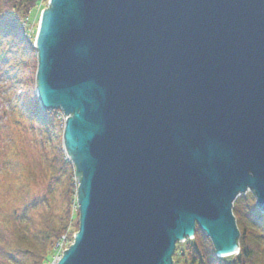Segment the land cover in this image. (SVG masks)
Returning <instances> with one entry per match:
<instances>
[{
	"label": "water",
	"instance_id": "1",
	"mask_svg": "<svg viewBox=\"0 0 264 264\" xmlns=\"http://www.w3.org/2000/svg\"><path fill=\"white\" fill-rule=\"evenodd\" d=\"M34 48L78 184L56 264H175L197 228L238 254L235 200L264 213V0H49Z\"/></svg>",
	"mask_w": 264,
	"mask_h": 264
},
{
	"label": "rangeland",
	"instance_id": "2",
	"mask_svg": "<svg viewBox=\"0 0 264 264\" xmlns=\"http://www.w3.org/2000/svg\"><path fill=\"white\" fill-rule=\"evenodd\" d=\"M48 6L49 0H42L41 5L28 17L24 20L21 18L29 38L37 34L41 12ZM5 45H10V54L13 58L16 52L14 44H8L6 39L0 41V52ZM4 63L5 61L0 58V264H29L14 250V234L23 229L24 224L27 223L30 227L29 234H34L37 227L42 224L44 215L56 220L61 226L63 212L68 205L66 193L70 190L68 189L70 186L68 172L57 170L53 166L54 160H60L59 156L55 157L58 128L56 127L54 133H51V130L49 131L40 120H32L23 110L20 103L22 90L18 88V84L12 85V73L11 76L9 72L5 74ZM59 118L61 121L59 125L64 135L67 116L63 112ZM24 190L25 199L20 192ZM73 190L74 197L70 201L74 214L78 215L77 183ZM247 193L253 195L251 190L245 194ZM26 214L28 216L24 218ZM15 228L17 229L12 235ZM71 231L69 238L65 237V241L57 247L58 253L53 258L52 264H56L63 251L73 243L74 235L78 230L72 227ZM179 244L181 243L177 244V248ZM185 244L182 245V250L185 249ZM179 261L184 263L182 260ZM186 264H192L190 258Z\"/></svg>",
	"mask_w": 264,
	"mask_h": 264
},
{
	"label": "trees",
	"instance_id": "3",
	"mask_svg": "<svg viewBox=\"0 0 264 264\" xmlns=\"http://www.w3.org/2000/svg\"><path fill=\"white\" fill-rule=\"evenodd\" d=\"M41 3L42 0H0V41L6 39V42L14 44L16 49L14 57L11 58L10 45L2 47L0 58L5 61L3 70L5 74L9 72L10 76L12 73V84H18V88L22 90L20 103L31 119L40 120L49 131L51 130V133H54L56 127L58 128L55 157L59 156L60 160H54L53 166L57 170L62 169L65 173L68 172L70 186L68 194L66 193L68 205L63 212L61 226L56 220H51L44 215L42 224L32 235L28 231L29 223L24 224L25 227L16 234L14 233L17 228L12 230L14 250L29 264H52L53 258L58 253L57 244L63 237L69 238L72 227L79 230V219L78 223L76 222L79 214H74L71 204L74 197L73 189L77 183L76 172L74 165L66 158V153L63 151V132L59 125L61 124L59 116L62 115V111L48 112L39 103L36 88L38 54L33 47L36 34L29 38V34L27 35L22 25V21ZM20 192L25 199V190ZM233 212L240 230V252L237 255L218 257L211 240L200 228H197L195 238L184 242L186 243L184 250H182L184 243L179 244L173 257L175 264H182L179 260L186 264L189 258L192 264H264V213L257 207L254 196L247 193L237 198ZM27 216L28 214L24 218Z\"/></svg>",
	"mask_w": 264,
	"mask_h": 264
},
{
	"label": "bare ground",
	"instance_id": "4",
	"mask_svg": "<svg viewBox=\"0 0 264 264\" xmlns=\"http://www.w3.org/2000/svg\"><path fill=\"white\" fill-rule=\"evenodd\" d=\"M38 31V30H37ZM10 76V75H9ZM11 80H12V78H11ZM13 85V84H12ZM36 88H37V76H36ZM39 100V99H38ZM39 103H40V101H39ZM41 105V104H40ZM41 107L44 109V110H46V111H50V109H46V108H44L42 105H41ZM75 172H76V168H75ZM244 195H246V194H244ZM254 195V194H253ZM254 198H255V196H254ZM256 199V198H255ZM256 201V200H255ZM177 249V248H176Z\"/></svg>",
	"mask_w": 264,
	"mask_h": 264
}]
</instances>
